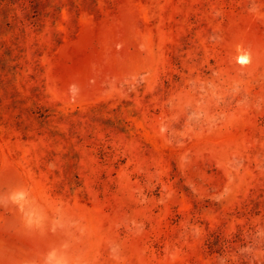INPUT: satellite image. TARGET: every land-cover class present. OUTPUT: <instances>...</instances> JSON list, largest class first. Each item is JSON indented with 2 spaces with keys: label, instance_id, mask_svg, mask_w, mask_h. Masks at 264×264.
<instances>
[{
  "label": "rangeland",
  "instance_id": "1",
  "mask_svg": "<svg viewBox=\"0 0 264 264\" xmlns=\"http://www.w3.org/2000/svg\"><path fill=\"white\" fill-rule=\"evenodd\" d=\"M0 264H264V0H0Z\"/></svg>",
  "mask_w": 264,
  "mask_h": 264
},
{
  "label": "bare ground",
  "instance_id": "2",
  "mask_svg": "<svg viewBox=\"0 0 264 264\" xmlns=\"http://www.w3.org/2000/svg\"><path fill=\"white\" fill-rule=\"evenodd\" d=\"M239 56H240V58L241 59H243L245 62H248L249 61V55L247 54V52L246 51H244V50H240V52H239Z\"/></svg>",
  "mask_w": 264,
  "mask_h": 264
}]
</instances>
